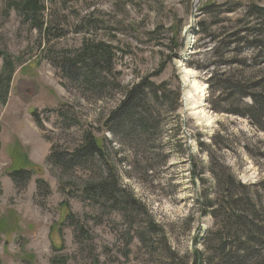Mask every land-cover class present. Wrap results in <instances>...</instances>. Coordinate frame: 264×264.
<instances>
[{"label": "rangeland", "instance_id": "rangeland-1", "mask_svg": "<svg viewBox=\"0 0 264 264\" xmlns=\"http://www.w3.org/2000/svg\"><path fill=\"white\" fill-rule=\"evenodd\" d=\"M9 1L0 0V73L8 62L14 69L3 101L0 90V264H207L214 220L206 205L222 198L219 180L241 198L253 196L264 223V131L227 113L238 111L236 97L223 89L225 80L246 82L250 74L252 93L264 78V48L244 34L258 24L251 6L264 9V0H38L34 21ZM84 41L114 50L98 93L63 72ZM187 71L205 87L204 102L184 80ZM141 82L151 134L128 119L109 129L110 112ZM195 108L206 118L193 116ZM85 135L103 141L106 166L156 232L142 235V220L130 228L118 210L82 199L81 187L108 169L98 157L64 174L49 164L52 147L70 155ZM19 164L31 175L22 189L10 178ZM68 213L83 226L82 238L61 227Z\"/></svg>", "mask_w": 264, "mask_h": 264}, {"label": "trees", "instance_id": "trees-1", "mask_svg": "<svg viewBox=\"0 0 264 264\" xmlns=\"http://www.w3.org/2000/svg\"><path fill=\"white\" fill-rule=\"evenodd\" d=\"M8 7L15 8L18 12L22 11L27 18L32 21L35 16L39 14L40 3L38 0H10ZM235 9L224 11L226 14L234 13ZM252 16L256 18L258 24L252 25L244 34L252 41H257V47L264 48V9L251 6ZM201 33L203 31L202 25ZM262 32V34H258ZM243 34V33H242ZM84 41L83 48L75 53L71 59H65L63 63V72L73 82L83 81L84 88L88 91L98 93L103 90L106 85L104 76L110 74L111 62L114 58L113 48L105 44H89ZM79 67L80 69H78ZM80 70H84L82 79H78ZM13 65L11 62L5 63L3 70L0 73V90L3 88L2 101L6 98L10 78L13 73ZM246 82H239L232 80H225L223 89L225 91H232L230 97H236V108L239 111L228 110L227 113L234 116L247 118L250 122L264 131V78L259 84L250 87L253 92L248 93L249 86L253 84V78L250 74H246L244 80ZM231 81V82H230ZM146 83V82H145ZM143 82L131 86L125 91L121 101L117 107L110 112L107 117L106 125L109 129L116 128L120 130L121 120H130L133 126L141 129L146 136L151 133L150 127L154 126V121L145 109L144 104L149 97L148 89L143 87ZM145 88V89H144ZM159 89H154V91ZM160 90H162L160 88ZM152 94L153 99L158 100V91ZM164 91L160 99H164ZM179 97L176 96L177 102ZM168 100V99H167ZM249 101L247 104L246 101ZM233 104V105H234ZM232 106V105H231ZM138 112L145 115V118L139 117ZM35 113L32 114L34 122L37 127L41 128L40 122L36 120ZM138 116V120L133 124L134 118ZM69 122V119H64ZM71 121V120H70ZM133 130V129H132ZM121 133V132H120ZM83 143L73 150L72 154L69 152H59L55 148H51L48 156V162L51 166H56L59 172H72L75 168H82L84 164L91 163L94 157H98L101 161L106 163V156L104 151V143L101 140L92 139L85 135ZM10 173V178L17 189L26 187V183L30 179V173L26 172L23 164H19ZM105 167L106 164L104 165ZM104 176L100 177L97 182H89L84 184L80 191L82 199L89 200L93 204H100L104 210H118L122 217L127 220L130 228H133L136 219L142 220L137 224L141 230L148 236V232H156L157 227L152 221L147 211H143L142 205L135 200L129 193L121 189L119 181H117L115 171L112 167H107ZM37 189L45 187L42 183L36 182ZM219 189H223V196L218 201H208L206 205V212L214 220V229L208 233V237L213 240L205 242V251L208 252L207 264H264V259L261 254L264 252V223L259 222V211L257 210V203L254 202L253 196L241 198L237 194L232 193L233 184L230 181L219 180L217 183ZM209 210V211H208ZM143 214V215H142ZM143 216V217H140ZM139 217V218H138ZM71 228L76 237L82 238L85 235L83 226L75 219L72 214H67L62 222L61 227ZM147 228V230H146ZM51 230V229H50ZM136 230V228L134 229ZM137 232V231H136ZM141 235V242H142ZM138 238V237H137ZM140 239V237H139ZM199 262V257H196ZM64 259H54L52 264H64ZM94 264V263H93Z\"/></svg>", "mask_w": 264, "mask_h": 264}, {"label": "bare ground", "instance_id": "bare-ground-1", "mask_svg": "<svg viewBox=\"0 0 264 264\" xmlns=\"http://www.w3.org/2000/svg\"><path fill=\"white\" fill-rule=\"evenodd\" d=\"M186 79H188V81L190 82V84L191 85H189V87H191L192 89H195L196 90V93H198L199 94V92H203V95L201 96L202 97V100H201V102H204L205 101V92H204V90H205V87L203 86V90L201 89V87L202 86H199V84H197L196 82H195V78H194V76H193V74L191 73V72H189V71H187L186 72V75H185V77H184V80H186ZM191 88H188L189 89V91L186 93V102H187V106L189 107V105L191 104V95H190V93L191 92H193V90L191 89ZM196 101V100H195ZM199 102V99H197V104H196V106H198V107H201V105H202V103H198ZM193 105V104H192ZM191 106V105H190ZM196 106H194V107H196ZM197 107V108H198ZM202 107H204V105H202ZM197 108H195V112H193V116H195L196 118H199V119H201V120H203L204 118H206V115L204 114V112L203 111H199ZM187 109V108H186ZM194 109V108H193ZM188 110H189V108H188Z\"/></svg>", "mask_w": 264, "mask_h": 264}, {"label": "water", "instance_id": "water-1", "mask_svg": "<svg viewBox=\"0 0 264 264\" xmlns=\"http://www.w3.org/2000/svg\"><path fill=\"white\" fill-rule=\"evenodd\" d=\"M198 1H199V0H195V6L198 4Z\"/></svg>", "mask_w": 264, "mask_h": 264}]
</instances>
